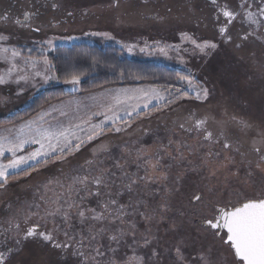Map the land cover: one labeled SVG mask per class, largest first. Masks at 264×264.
I'll list each match as a JSON object with an SVG mask.
<instances>
[{
  "label": "rangeland",
  "instance_id": "obj_1",
  "mask_svg": "<svg viewBox=\"0 0 264 264\" xmlns=\"http://www.w3.org/2000/svg\"><path fill=\"white\" fill-rule=\"evenodd\" d=\"M52 1L78 16L74 21L60 25H33L34 29H40L38 33L22 29L11 20H0V35L8 37L7 40H0V48L9 49L7 53L0 55V77L4 78V83H0V119H7L19 113L48 89L63 86L70 92H77L80 81L75 85L66 81L64 84L59 83L50 60L46 56L40 59L33 56L34 53L46 55L56 47L64 48L75 44L113 46L119 51L120 57L175 69L184 76L191 77L194 90H190L186 82L178 81L177 88L182 92L186 91L187 96L177 103L165 107L162 102L161 110L129 122L131 127H127L129 124L125 125L122 127L124 131L115 132L114 128L111 131L106 130L104 135L90 143L86 142L79 152L69 155L63 163L52 162L58 155L54 153L51 158H39L40 161L49 159L46 167L38 161H29L15 170L9 178L25 169L39 168V171H29L30 176L24 175V178L16 179L12 184L0 189V222L14 221L22 228L28 221H34L44 228L49 226L52 229L53 218L42 220L40 217L45 215V209L53 210L56 205L45 201L49 198L54 200L58 194L65 192L75 175H88L91 178L102 170L113 173L118 163L115 154L121 161L122 153L125 167H120L121 176H111L109 183L114 198L118 199L119 204L126 206L124 211L127 215L124 216L125 223L121 224L119 220L112 223L110 220H114L116 214L113 209L112 217L90 222L95 224L97 230L101 227L108 229L92 242V247L102 245V251L105 252V255L97 257V260L101 264H109L112 259H116L118 264H125L130 257L136 256L143 257L146 264H161L162 255L166 254V264H187L185 260H178L176 248L170 245L179 243L177 246L182 247L183 244L194 243L192 247L195 251L205 252V248L210 252L212 250L215 263L224 260L225 264H229L225 257L216 253V250H221L219 242L212 236L209 237L199 224L194 225L189 220L193 209L188 198L191 192L200 190L204 192L206 202L236 201L244 196L252 197L264 189V162L260 161V155L264 154V75L255 72L250 64L237 63V59H229L228 63L221 55H218L220 60L214 59L219 54L217 52L211 51L208 55L200 53L190 40L183 38L182 34L186 32L182 31L181 24H178L177 35V28L169 21L168 16L159 20L162 11L156 10L153 0H116V3L112 0ZM164 3L160 5L163 6ZM6 4L7 2H4L0 5V14L6 9ZM84 9L88 14L82 13ZM154 12L159 13L158 19L150 17ZM192 32L198 33L200 37L206 35L203 31ZM194 37L192 38L195 39ZM195 40L203 42L207 39L201 37ZM48 41L52 43L49 44ZM13 48L17 49L20 55L13 57ZM246 48L259 49V45H248ZM249 61L250 59L248 63ZM148 86L152 85L126 87ZM202 88H207L209 95L207 99L197 100L196 91ZM159 89L163 91V88ZM92 93L96 92L89 94ZM72 103L66 106H78ZM153 107L156 108V101H153L148 109L140 110L147 112ZM93 110L94 105L87 103L81 104L76 112L72 113L77 116L84 115L85 119H88L91 113L95 112ZM61 111L64 110L57 109L51 114L45 113L47 120L51 119L49 115L58 116ZM132 116L135 118L137 114L134 112ZM96 117L91 116L92 123L102 120ZM198 120L205 123L197 127ZM25 122L0 128V135L15 141L20 127L25 125ZM41 122L42 119H37L36 124L30 127L34 130ZM68 122L63 124L67 126ZM180 125L184 127L181 128ZM7 129H12V132H7ZM24 132L28 134V128H25ZM208 133L212 134L211 139H205ZM78 135L84 137L85 133L79 132ZM225 142L231 147L224 148ZM39 147V144H25L17 155H27ZM256 148L261 151L257 153ZM11 158L12 154L6 151L4 156L0 157V163H7ZM157 161L159 163L154 169L152 165H156ZM257 163L261 164L260 168L256 167ZM129 178L137 181L132 186V191L123 187L129 182ZM50 179L53 181L51 184L48 183ZM61 184L64 185L63 188L60 187ZM210 188L213 189L211 193L208 191ZM117 190L122 192L119 197H115ZM72 199L75 200L76 197L73 196ZM107 199V196H89L81 206L101 211L98 200L102 202ZM37 204L40 205V215H33L26 222V217L37 211ZM165 205L166 210L162 207ZM142 212L152 216V219L146 220L140 215ZM72 213L73 227L68 231L77 234V239L81 232L88 236V225L80 224L75 216V209H72ZM204 213L210 215V208L204 209ZM105 215H108L107 212ZM55 222L60 225V218L56 217ZM142 222L146 223V232L140 228ZM132 224L136 225L135 229H132ZM119 229H123L126 234L120 243L116 244L109 237L118 234ZM92 234H95V231ZM145 236L152 241L147 246L144 245ZM60 237L62 240L66 239L62 231L57 234V238ZM181 240L183 243H180ZM84 244L85 247L81 251L88 253L90 247L87 239ZM109 246L116 249V252L108 251ZM153 250L156 251V256L152 255ZM148 254L150 258L147 257ZM80 259H76L75 264H80Z\"/></svg>",
  "mask_w": 264,
  "mask_h": 264
},
{
  "label": "snow or ice",
  "instance_id": "obj_2",
  "mask_svg": "<svg viewBox=\"0 0 264 264\" xmlns=\"http://www.w3.org/2000/svg\"><path fill=\"white\" fill-rule=\"evenodd\" d=\"M147 2V0H145ZM211 4L217 6L220 15H222L226 21L222 26L219 27V34L223 38L225 43H230L233 40V37L229 35V25L233 21L237 20V17H243L240 21L242 24L247 23L249 25H256L257 27L264 25V0H260V4L257 5V12L248 10L251 8V5H248V0H241L239 8L243 10L233 11L229 9L227 4L220 6L218 0H211ZM247 6V7H246ZM53 8H56L57 5L53 4ZM34 13L24 12V21H28ZM71 15V13H69ZM220 16H217L219 20ZM9 19L8 15L5 14L0 16V20L7 21ZM15 23L21 24L20 19H16ZM39 31V28L34 29ZM254 32H245L240 39L243 41L248 40L250 35H253ZM107 35V34H105ZM184 39L190 40L191 43L195 46V49H198L200 53L205 55L210 54L211 51L217 49V43L205 40L203 42H197L192 37L188 36L187 33L182 34ZM8 37L0 35V40H7ZM49 44L52 41H48ZM125 47H130L125 45ZM237 48L241 47V44H236ZM144 49H141L143 51ZM8 48H0V55L7 53ZM163 51V49H161ZM11 55L16 57L20 55L19 51L15 48L11 49ZM47 63V61H45ZM181 82H186L190 90L192 89V80L190 76H181L179 77ZM80 81L79 76H73L70 81L73 85L78 84ZM0 83H4V78L0 77ZM106 93L111 95L112 102L107 105H102L104 107L103 112H94L91 113V116L102 115L104 117L98 123L91 122V116L88 119L81 117H73V119H79V123H73L72 120H69L67 126L63 123L57 122L56 125H49L44 127L43 125H36L33 130L31 125L36 124L35 118L33 120L26 122L25 125H22L19 129V134L17 135L15 141L9 140L6 136L0 135V157H3L5 152H10L12 158L8 160L7 163H0V189L5 188L9 183V176L15 172V170L20 169L21 166L26 165L29 161H38L42 166L46 167L49 163V159H44L40 161L39 158L47 157L51 158L54 153H58L52 160V162L60 161L65 162L68 159L69 155H73L75 152H79L81 147L86 143L99 138L105 134V125L108 122H111L112 128L115 132H121L125 129L117 126V121L121 120L120 112H124L126 116H132L135 112L139 115V110L141 108L148 109L149 105L156 101V110L160 109V104L163 102L164 106H168L173 103H177L180 99L187 96V92L183 91L180 88H173L171 86H165L163 91H161L156 86L148 87H136V88H120V89H110L106 90ZM167 93V95H165ZM103 95V94H102ZM209 91L207 88H202L199 91H196V99H207ZM89 99L95 100L96 97H89ZM62 116H67L68 113L61 111ZM205 123L203 120L197 121V127L202 126ZM87 125V127H83ZM131 127V125H127ZM183 128V125H180ZM28 128V134H25L24 129ZM7 132H12V129H7ZM79 132H84L85 136L81 137L78 135ZM211 133H208L205 139H211ZM39 144V148L29 152L27 155H17V152L22 150L25 144ZM171 143V141H170ZM224 148H229L231 145L227 142L223 145ZM95 152V150H93ZM256 152H260V148L255 149ZM218 155V154H217ZM230 160V158H229ZM260 161L264 162V154L260 156ZM231 162V160H230ZM91 164L92 161H87ZM152 165L155 169L158 165ZM82 167V166H81ZM117 167H122L117 163ZM257 168L261 167L260 163H257ZM32 171H39V168L33 167ZM215 174V173H213ZM31 172L25 169V176H30ZM115 173H110L109 170H102L99 174L91 176L88 175H75L71 178V183L67 186L65 192H62L56 196L54 200H46L45 203L55 204L56 207L53 210L45 209V215L41 216L40 219L47 220V217L53 218L54 227L50 230H40V225L34 224L26 229L22 237L23 240L29 238H36L43 241L45 244L51 245L52 248L58 249L61 252H67L69 249H72L74 245L79 247L73 251V255L80 257V264H101L97 257H103L105 252L102 251L103 246L92 247V242L96 241L97 236L103 234L108 229L101 227L98 230L92 221L99 222L109 217L113 216V209L115 210L114 220L110 222L114 223L115 220H119L121 224L125 223L124 216L127 213L124 211L125 205L119 204L118 199L114 198L113 192L111 191V184L109 180L111 176H114ZM251 175V173H249ZM127 176V174H125ZM166 178V177H165ZM179 179V178H177ZM49 184L53 183L50 179ZM114 183V182H113ZM137 181L129 178V182L124 184L123 187L128 191H132V186L136 184ZM47 187V185H44ZM64 187V185H60ZM107 190V191H106ZM178 190V189H177ZM211 193L213 189H208ZM122 195V192L117 190L115 192V197ZM67 199H64V197ZM75 196L76 199L73 200L72 197ZM102 197L107 196L108 199L104 201L98 200V207L102 210L98 211L97 208H84L81 205L87 199V197ZM44 199V197H41ZM63 200V203H61ZM189 205L192 206V216L199 218V223L202 229L209 232L214 240L219 241L223 246H226L227 251L230 253L232 260L231 264H264V189L259 191L256 195L252 197L244 196L237 199L236 201L228 200L222 202L216 200L215 202L209 200L206 202L205 194L203 191L195 190L189 195ZM119 204V207L116 206ZM66 205V207H65ZM37 211L31 212L27 219H30L31 216H39L40 205L36 206ZM166 210V205L162 206ZM210 208V215L204 213V209ZM72 209H75V216L79 219L81 225H88V236H85L83 232L79 233V239H77V234H71L68 229L73 227L72 219L73 213ZM107 212V216L105 213ZM146 220H151L152 216L147 213H140ZM184 215V213H181ZM59 217L61 224L56 225L55 218ZM19 228V225H16ZM136 225L132 224V229H135ZM175 227V225H173ZM63 232L65 240L61 241L57 238V234ZM95 231V234H92ZM150 232V229L148 230ZM123 229L118 230V234L110 235L109 239L119 244L121 238L125 235ZM133 238L135 237V232L132 233ZM85 239L89 242L90 251L85 253L80 249L85 247ZM151 238L148 236L144 237V245L147 246L151 244ZM17 245L21 243L20 240L16 241ZM183 243V240L180 241ZM16 252L21 251V248H16ZM108 251L113 253L116 252V249L109 246ZM178 260L184 261V256L182 250L179 246L175 249ZM13 252V249H8V252H0V264H10L9 255ZM153 256H156L157 253L155 250L152 252ZM200 260L204 264H211L207 260L203 253L200 254ZM109 264H118L116 259H112ZM125 264H144L143 257H130Z\"/></svg>",
  "mask_w": 264,
  "mask_h": 264
},
{
  "label": "flooded vegetation",
  "instance_id": "obj_3",
  "mask_svg": "<svg viewBox=\"0 0 264 264\" xmlns=\"http://www.w3.org/2000/svg\"><path fill=\"white\" fill-rule=\"evenodd\" d=\"M112 1L116 3V0ZM52 2V0H7L6 9L0 14V16L7 14L9 17L8 20H11L14 25H17L22 29H30L31 32L34 31L36 33L39 31H35L33 25H37L39 27L40 25H60L68 21L72 22L76 19V16H78L76 13L67 11V9L63 7L61 8L58 3H55L57 7L53 8L52 5L54 3ZM163 2L165 3L161 6L160 3ZM240 2L241 0H218L220 6L227 4L229 9L243 12V10L239 8ZM259 4L260 0H248V5H251V8L248 10L257 12V5ZM153 5L157 7L156 10L162 11L159 20L160 18L165 19L166 16H168L169 21L174 23V27L177 28L175 29L177 35L179 33L177 32L179 30L178 24H181L183 26L182 31L186 32L188 36H195V39H200L202 37L203 39L217 43L218 47L213 51V53L217 52L219 54H217V57L214 59L220 60L218 55L223 56V59L226 60L227 63L229 59L231 61H235L237 59V63L243 62V64H250L253 66L255 72L257 71L264 75V25L257 27L256 25H249L246 22L242 24L240 21L243 17H237V20L233 21V23L229 25L228 34L233 37V40L230 43H225L219 34V27L226 23V21L224 17L220 15L217 6L211 4V0H153ZM83 11H85V9L82 10L84 15L88 14L86 11ZM24 12L34 13V15H32L28 21H24ZM76 12L79 11L76 10ZM69 13H71V15H69ZM79 13L81 16L83 15L81 12ZM157 15H159V13L154 12L150 17H156L158 19ZM218 15L220 16L219 20H217ZM16 19H20L21 24L15 23ZM53 20H55V22H53ZM190 28L192 30L203 31L206 35H202L200 37L198 33L194 34ZM245 32H254V34L250 35L248 40L243 41L240 39V36H242ZM236 44H241V47L237 48ZM248 45H259V49L246 48ZM248 59H250L249 63ZM15 181L16 179L9 181L8 184L10 185ZM158 210L160 211V208H158ZM190 216L191 219L189 218V220H191L194 225H200L199 218L193 217L192 214ZM140 219L141 218H138V220ZM142 223L143 225L141 224L140 228H143L146 232V223ZM34 224L37 223L34 221H28L24 226H22V228L20 226L17 228V223L14 221L5 222L2 220L0 222V252L7 253L8 249H13V252L9 255L10 264H75V260L80 257L77 258V256L73 255L71 251L78 248V245H75L67 252H61L60 250L54 249L51 245L45 244L43 241L36 238L23 240L22 237L26 229ZM148 224L151 226L154 225V223ZM40 230H50V227L48 226L44 228L40 225ZM205 232L209 237L212 236L209 232ZM194 234L197 233L194 232ZM62 239L61 237L59 238V240L63 241ZM17 240L21 241L19 245L16 243ZM178 244L179 243H176V245L170 246L176 248ZM193 244H183L182 247H180L183 251L184 260L187 264H204V262L199 258L201 253L204 254L205 258L209 260L211 264H225L224 260H219V262L215 263L216 261H214L212 250L210 252L205 248V252L202 250L197 252L194 250V247H192ZM219 245L221 250H216V253H220L221 256L225 257L229 264H231L232 257L227 251L226 246H223L220 242ZM18 247L21 248V251L16 252L15 249ZM165 256L166 254L162 255L161 264H166L165 262L167 259ZM147 257L150 258L149 254ZM143 261L144 264H146V260L144 258Z\"/></svg>",
  "mask_w": 264,
  "mask_h": 264
},
{
  "label": "trees",
  "instance_id": "obj_4",
  "mask_svg": "<svg viewBox=\"0 0 264 264\" xmlns=\"http://www.w3.org/2000/svg\"><path fill=\"white\" fill-rule=\"evenodd\" d=\"M7 0H0L3 5ZM40 59L46 56L53 64V72L59 83L64 84L70 81L73 76L80 77V85L77 92H70L63 86L48 89L39 94L29 106L10 116L7 119H0V128L9 127L21 122L31 120L32 117L40 113L44 108L54 103H58L77 96V94H89L111 87H123L134 85H152L158 88L171 86L177 88L179 77L184 76L175 69L165 68L161 65L130 60L120 57V53L115 47H101L97 45L75 44L69 47H56L48 54H33ZM156 108H151L147 112H140L135 118L136 121L156 112ZM38 168V167H36ZM27 171H32L29 169ZM25 171L12 175L9 181L22 178Z\"/></svg>",
  "mask_w": 264,
  "mask_h": 264
},
{
  "label": "crops",
  "instance_id": "obj_5",
  "mask_svg": "<svg viewBox=\"0 0 264 264\" xmlns=\"http://www.w3.org/2000/svg\"><path fill=\"white\" fill-rule=\"evenodd\" d=\"M120 88H132V87H116V88H111V89H120ZM106 90H110V89H105V90H100V92H96V93H92V94H77V96L71 97V98H67L66 100H64L63 102L60 103H55L54 105L48 106V108L46 107L45 109H43L42 112H40L39 114H37V116L32 117L31 120H33V118H35V120L37 119H42L41 125H43L44 127H48L49 125H56L57 122L60 123H67L69 120H72L73 123H79V119H73V117H81L84 118V115H76L73 114L72 111L77 110L78 106H80L81 104H89L91 103L92 105H94V110L95 112H103L105 109L104 107H102V105H107L108 103L112 102V97L111 95L106 93ZM103 94V95H102ZM89 97H96L95 100L89 99ZM74 101V102H73ZM73 102V103H72ZM70 103L74 104V105H78V106H73V107H67L66 105H69ZM64 110L66 113H68L67 116H62L61 114H53L54 116H50V120H47L45 113L50 112V114L52 112H54L55 110ZM142 112V110L139 111V113ZM124 115V117H123ZM120 116H121V120L117 121V126L119 127H125V125L129 124V122H131V119H133V116H126L123 112H120ZM96 118L100 119H104V117L102 115H98ZM28 120V121H31ZM27 122V121H26ZM25 122V123H26ZM83 127H87V125H83ZM112 129V125L111 122H108L105 125V131H111ZM115 158L116 161H118L119 165H121V169H124L125 167V161L124 160V156L121 153L120 154V158L121 161L119 160V157L117 156V154H115ZM113 173L117 174L118 176H121L120 174V167H117V169L113 170Z\"/></svg>",
  "mask_w": 264,
  "mask_h": 264
}]
</instances>
